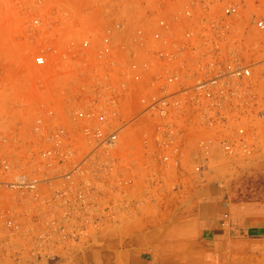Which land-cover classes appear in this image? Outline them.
Instances as JSON below:
<instances>
[{"label": "built area", "instance_id": "1", "mask_svg": "<svg viewBox=\"0 0 264 264\" xmlns=\"http://www.w3.org/2000/svg\"><path fill=\"white\" fill-rule=\"evenodd\" d=\"M156 2L151 28L86 29L77 45H64L55 63L65 71L60 104L49 111L53 124L38 120L35 144L18 136L15 157L0 156V255L27 225L69 228L73 189L82 203L92 179L113 193L120 163L165 166L186 178L185 165L243 162L257 152L264 101L250 67L188 60L187 52L200 49L198 35L173 24L195 19L205 6L185 5L169 20L163 14L172 0ZM221 13L234 16L237 7ZM46 63L34 58L36 66Z\"/></svg>", "mask_w": 264, "mask_h": 264}, {"label": "rangeland", "instance_id": "2", "mask_svg": "<svg viewBox=\"0 0 264 264\" xmlns=\"http://www.w3.org/2000/svg\"><path fill=\"white\" fill-rule=\"evenodd\" d=\"M156 1L0 0V156L15 157L18 136L35 144L38 120L53 124L49 111L60 104L65 71L55 63L66 43L77 45L86 29L151 28L159 15ZM185 5L196 11L205 6L195 19L180 18L173 24L176 30L184 24L198 35L194 43L200 49L187 52L186 58L202 65L236 61L249 66L264 101V0H172L163 16L171 20ZM227 6H236L237 14L223 15ZM37 55L46 57L44 66L34 64ZM139 134L134 133L136 138ZM260 135L257 152L249 160L185 165L191 173L186 178L173 177L175 170L165 166L120 163V184L113 193L107 189L110 185L100 190L93 184L98 179H92V191L82 203L73 189L71 226H25L19 238L6 243L0 264H132L128 254L143 250L155 263H164L159 247L175 246L169 243L175 230L187 232L181 227L198 218L192 213L196 205L219 206L227 198L264 200V174L256 167L264 163V131ZM98 187L99 193H93ZM224 214L220 208L219 216ZM80 219L86 225L79 224ZM144 236L149 238L142 242ZM160 236L166 243L158 244Z\"/></svg>", "mask_w": 264, "mask_h": 264}, {"label": "crops", "instance_id": "3", "mask_svg": "<svg viewBox=\"0 0 264 264\" xmlns=\"http://www.w3.org/2000/svg\"><path fill=\"white\" fill-rule=\"evenodd\" d=\"M264 174V163L256 165ZM260 168V170H259ZM198 218L189 220L178 234L169 241L171 249L159 247L164 263H155L147 252L130 253L132 264H264V200L233 201L196 205ZM220 208L224 218L219 216ZM166 239V236H164ZM149 238V236H144ZM131 242V241H130ZM134 244L135 242L132 241ZM166 243L160 236L158 244ZM155 255V253H153Z\"/></svg>", "mask_w": 264, "mask_h": 264}]
</instances>
